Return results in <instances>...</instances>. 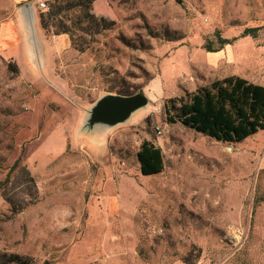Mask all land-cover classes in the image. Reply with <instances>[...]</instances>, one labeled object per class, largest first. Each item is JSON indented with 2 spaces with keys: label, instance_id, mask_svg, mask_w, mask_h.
Returning a JSON list of instances; mask_svg holds the SVG:
<instances>
[{
  "label": "rangeland",
  "instance_id": "rangeland-1",
  "mask_svg": "<svg viewBox=\"0 0 264 264\" xmlns=\"http://www.w3.org/2000/svg\"><path fill=\"white\" fill-rule=\"evenodd\" d=\"M77 1L35 7L39 21L61 10L32 55L18 15L0 26L13 58L0 54V181L19 159L0 189V264H264V130L225 144L163 110L230 74L264 85V0H94L100 33ZM244 36L238 62L227 43L204 47ZM105 95L145 102L99 132L85 107ZM144 140L161 148L159 174L139 171Z\"/></svg>",
  "mask_w": 264,
  "mask_h": 264
},
{
  "label": "trees",
  "instance_id": "trees-1",
  "mask_svg": "<svg viewBox=\"0 0 264 264\" xmlns=\"http://www.w3.org/2000/svg\"><path fill=\"white\" fill-rule=\"evenodd\" d=\"M94 0H78L73 6H79L83 18L94 33H100L108 28L103 17L92 12ZM61 7L53 6L51 11L40 14V24L47 29L48 19H55ZM60 23V22H59ZM68 33V30L65 29ZM249 32L244 33L247 35ZM230 40L220 38V47L207 51L215 52L223 48ZM73 47L83 52L85 47L78 48L71 39ZM10 65V64H9ZM13 64L14 69L17 66ZM126 96V95H124ZM165 122L168 124L180 123L184 127L201 133L215 141L225 144H237L246 138L255 135L264 129V85L254 83L238 75H228L212 80L194 91L185 92L183 96L169 98L163 106ZM139 171L142 175H155L163 171V154L161 148L150 140H144L137 153ZM19 167V159L12 165L4 180L0 181V189L9 182L10 172ZM33 184V179L25 167H20ZM17 212L20 203L3 194ZM6 256V254H4ZM9 263L30 264L18 254L6 256Z\"/></svg>",
  "mask_w": 264,
  "mask_h": 264
},
{
  "label": "crops",
  "instance_id": "crops-1",
  "mask_svg": "<svg viewBox=\"0 0 264 264\" xmlns=\"http://www.w3.org/2000/svg\"><path fill=\"white\" fill-rule=\"evenodd\" d=\"M35 7L36 6L30 0H0V26L10 20H13L15 15H18V25H19L18 30H20L18 34L19 35L18 40L21 41L20 40L21 38L23 41H25L26 46H27L26 51L29 54L31 53V55L34 50V46L36 44H41L40 38L44 36V32H43V29L41 28V24H40ZM65 39H66L65 40L66 47L72 48L69 38L65 36ZM251 46H252L251 40H248L246 36L238 39L235 42L233 41V43L230 40L226 45L227 49L230 50L231 60H235L237 62L239 61V58H238L239 54L237 53L238 47H247L248 49H251L252 48ZM7 48H8L7 45L2 44V40L0 39V54L3 57H10V55H6L5 53ZM10 58L13 59L12 57ZM249 62L250 60L248 59L247 61H244V63H249ZM230 75H238L240 77H243L239 74H230ZM105 96H108V95H105ZM109 96H113V95H109ZM103 97H101L100 99L92 103L89 107H85V117H84L85 122L94 124L93 125L94 128L98 129L99 132H102L103 130H105L106 128L105 126H108V124H114V123L106 122L105 119L103 118H98L95 114L97 106ZM134 110L136 109H133L132 111H130V113L123 120H127L131 116V114L135 112ZM118 122H121V121H118ZM118 122H115V123H118Z\"/></svg>",
  "mask_w": 264,
  "mask_h": 264
},
{
  "label": "water",
  "instance_id": "water-1",
  "mask_svg": "<svg viewBox=\"0 0 264 264\" xmlns=\"http://www.w3.org/2000/svg\"><path fill=\"white\" fill-rule=\"evenodd\" d=\"M144 102L140 95H108L100 100L95 114L98 118L105 119L106 122L115 123L122 121L130 111L141 106ZM114 109H116L115 112L112 111Z\"/></svg>",
  "mask_w": 264,
  "mask_h": 264
},
{
  "label": "built area",
  "instance_id": "built-area-1",
  "mask_svg": "<svg viewBox=\"0 0 264 264\" xmlns=\"http://www.w3.org/2000/svg\"><path fill=\"white\" fill-rule=\"evenodd\" d=\"M36 7L44 10L46 8L47 0H30ZM158 135H161L162 131L159 127L156 128Z\"/></svg>",
  "mask_w": 264,
  "mask_h": 264
}]
</instances>
